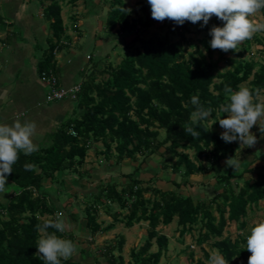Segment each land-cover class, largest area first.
I'll return each instance as SVG.
<instances>
[{"label":"trees","instance_id":"obj_1","mask_svg":"<svg viewBox=\"0 0 264 264\" xmlns=\"http://www.w3.org/2000/svg\"><path fill=\"white\" fill-rule=\"evenodd\" d=\"M40 1L44 5L43 13L49 21L51 33L47 38L49 46L39 61L38 70L41 75L55 74L58 77L55 53L66 46L71 38L66 33L61 0ZM67 1L75 5L78 0ZM123 8L129 9L125 0H110L105 21L109 33L116 27L122 34L137 32L140 26L149 29L157 23L165 31H155L147 38L137 34L132 46L138 41L140 45L133 46V51L126 53L117 65L111 61L105 66L100 62L92 63L90 72L81 81V88L73 99L76 107L81 109L79 114L64 121L53 133L48 145L28 156L20 154L19 161L7 177L18 186V190L4 199L0 198V264H45L42 258L35 255L36 241L41 235L36 225L55 218L63 208L49 196L43 181L56 180L65 171L82 175L81 168L87 153L97 141L104 143L108 157L115 150L118 163L125 158L136 161L138 155H151L166 145L165 153L169 156L163 165L167 167L168 162L177 156L172 169L182 175L183 183H189L193 174L212 170L216 185L222 191L209 200L195 199L174 188L162 189L146 184V181L136 177L139 170V166H136L134 171L124 175L128 179L125 183H102L97 192H88L86 227L94 238L114 229L118 222L133 227L145 221L149 225L145 243L139 249H131V259L127 263L122 254L126 237L120 234L115 242L104 246L101 254L94 255L93 262L70 258L62 260L61 264H104L100 256L107 264H159L163 253L168 250L170 239L158 227L168 225L175 219L180 236L198 226L197 241L200 245L211 242L229 264H248L250 252L244 249L247 235L238 234L232 238L224 236V231L233 222L243 230L251 207L264 200V163L255 176H245V173H253L251 167L238 174L229 167V171L224 173L221 161L237 156V141L225 143L220 138L219 121L212 126L209 120L192 125L194 130L200 132L195 139L185 133L182 125L191 123L190 115L194 111L191 97L194 95L199 96L205 108L213 109L214 122L227 115L219 112L220 106L226 102L225 86L233 91L245 86L254 93L258 90L259 95L264 94V63L245 57L252 42L256 40L263 44L264 38L254 34L251 40L240 45L239 52L213 50L210 46V29L214 25L222 27L224 24L213 15L209 25L203 26L208 35L194 45V50L187 51L186 34L192 27H200L202 21L195 24L186 21L183 25L169 19L157 21L151 16L147 1L139 2L140 15L132 16V10L122 11ZM261 12L264 15V10ZM73 27L77 28L76 23ZM175 36L179 38L174 39ZM262 52L264 54V47ZM228 53L234 56H227ZM92 58L90 55L89 64ZM221 61L229 67L221 70ZM96 71L108 76L99 81ZM58 82L61 84L59 77ZM210 126L211 130L206 131ZM160 129L165 132L164 138H160ZM186 149L194 150L193 156ZM261 157L264 160V152ZM203 160L207 164H203ZM26 163L34 166L31 171L24 170ZM242 180L243 183L239 184ZM173 183L177 186L181 184L176 180ZM147 192L151 195L146 196ZM113 203L119 204L126 212L114 211ZM101 209L113 218L105 227L98 221ZM48 232L55 230L49 228ZM56 234L74 242V235L67 228L64 233ZM154 243L158 248L151 251ZM116 251L119 253L116 254ZM205 255L210 259L206 251ZM197 261L203 264L201 259Z\"/></svg>","mask_w":264,"mask_h":264},{"label":"rangeland","instance_id":"obj_2","mask_svg":"<svg viewBox=\"0 0 264 264\" xmlns=\"http://www.w3.org/2000/svg\"><path fill=\"white\" fill-rule=\"evenodd\" d=\"M146 1L147 0H125V4L127 8L132 10V16H135L142 13L139 8V2ZM61 5L64 24L67 28L68 35L71 37L70 47L74 51L73 55L75 59L79 58L81 63L85 60L89 63V56L92 55L93 57L91 63L88 65L89 72L92 68L91 64L95 62H100L102 66H105L110 61L113 65L119 64L126 53H131L133 51V46L140 45L138 41L132 46L133 40L137 34L147 38L155 31L160 30L161 33L165 31V29H160L158 27L160 23H157L149 29H144L140 26L137 32L122 34L118 31L119 27H116L109 33L105 21L110 9V0H78L75 5L70 4L67 0H61ZM252 19L254 22H264V15L260 11L252 17ZM210 21L211 19L207 25H209ZM75 23L77 26L76 29L73 27ZM255 34L261 39L264 38V32ZM207 35L208 31L203 26L192 27L191 31L186 34L188 41L185 42V47L187 51L194 50V45L199 44L200 40ZM177 38H179V36L174 37V39ZM41 46L44 47L40 49V55L44 56V52L49 45H47L46 40H43ZM263 47L264 43H258L254 40L251 44V49L245 54V57L254 58L258 60V62L264 63ZM202 49L204 48L202 47ZM67 52L68 50H66L64 54H67ZM227 56L234 55L228 53ZM217 57L218 54L216 53L215 58ZM101 58L103 59L102 62L100 61ZM228 67L229 65L224 61L219 63V68L221 70ZM96 76L100 81L106 78L108 74H101L96 71ZM76 79L80 80L81 75L77 74ZM216 81H218V79H216ZM259 98L264 100V94L261 93ZM77 110L79 114L81 109ZM212 122V119L209 120L210 124ZM218 129L221 132L223 131L220 125H218ZM251 132L258 137V143L254 147H244L240 151L238 149L236 157L240 158V167L237 171L232 168L235 174L240 173L245 168H253V173H245L246 177L255 176V174L262 169L264 163L261 157V154L264 152V138L261 137L259 126H253ZM164 136L165 132L163 129H160V138H164ZM113 146L115 147V144ZM239 147L240 145L237 141L236 149ZM105 150L106 147L102 141L94 142L81 168L82 175L77 172L65 171L64 173H60L56 180L44 179L43 181L44 189L48 190L49 196L63 208L59 214H62L66 222V228L74 235V243L77 245V253L72 257L74 259L93 262L94 255L101 254L106 244L115 242L120 234H124L126 242L122 254L124 255L125 263H127L131 259V249H139L145 243L149 228L148 222L145 221L136 223L133 227H127L124 223L118 222L114 229L94 236V238L89 235L86 227L85 210L88 200L86 195L88 192H97L98 186L102 183H125L128 179L124 175L134 171L136 166H139V170L135 174L136 177L146 181V184H151L162 189H168L169 187L174 188L179 192L192 195L195 199L209 200L222 191V188L216 185V178L212 170L193 174L190 176L189 183H183L182 175L174 172L172 169V164L177 161V156L168 162L169 164L167 167L163 165V161L167 160L166 157L169 156V154L165 153L166 145H163L157 152L151 155L145 157L143 154L138 155L136 161L125 158L119 163L117 162L115 150H113L110 157L107 156ZM178 150H182V148ZM186 151L193 156L194 150L186 149ZM202 163L207 164L205 160H203ZM221 164L223 166L222 172L227 173L229 167L225 165V160L221 161ZM150 180L152 181L149 183ZM173 180L181 183L180 186L175 185ZM242 183L243 180L240 181L239 184ZM11 187L14 191L18 190V186L15 184ZM13 190H11V193H13ZM74 190L77 192H74ZM150 195V193H146V196ZM112 209L114 211L126 212V210H122L117 203L112 204ZM214 213L217 216L219 215L217 211ZM245 220L247 224L243 230H240L237 223L233 222L226 227L224 236L235 238L238 234L241 235V232L244 233V236L248 235L251 227L257 222L264 220V200H261L256 206L251 207ZM98 221L105 227L113 221V218L101 209L99 211ZM158 229L169 236L170 239L168 250L163 253L159 264H200L197 261L198 259H201L203 264H209L210 259L206 257L205 251L209 255L214 252H219L211 242H206L203 245L199 244L197 241L198 226L184 236L179 235L177 219L168 225L161 224ZM157 248L158 246L154 243L151 251H156ZM118 253L119 252L116 251V254ZM100 259L104 264H107L102 256H100Z\"/></svg>","mask_w":264,"mask_h":264},{"label":"clouds","instance_id":"obj_3","mask_svg":"<svg viewBox=\"0 0 264 264\" xmlns=\"http://www.w3.org/2000/svg\"><path fill=\"white\" fill-rule=\"evenodd\" d=\"M151 8V16L157 21L169 19L175 24L183 25L186 21L193 24L202 21L207 25L214 15L224 22L223 26H212L210 29V46L213 50L224 52L232 50L239 52L240 45L251 40L255 33L264 32V22H254L258 12L264 10V0H147ZM130 11V9H121ZM226 102L220 108V113L226 116L212 122L211 126L219 121L223 131L220 138L225 143L239 142V151L244 147H254L258 137L251 132L253 126H259L261 137L264 138V100L259 98V91L255 93L248 87L240 86L238 91H233L225 86ZM194 111L190 115L191 123L182 125L186 134L194 139L200 132L194 130L192 125L212 119L213 109L205 108L200 103L197 95L191 97ZM219 115V113H217ZM208 128L206 131L211 130ZM36 124L34 122L15 121L11 125L0 123V194L9 193L7 177L13 171V166L19 161L20 154L25 156L39 150L34 142ZM225 165L237 171L240 167V158L235 155L226 158ZM25 171H31L33 165L26 163ZM19 195V193H17ZM55 232L49 233L48 229ZM40 238L36 241V256L44 260L45 264H61L77 253V245L71 239H65L56 233L66 231V222L62 214L55 218L44 220L36 225ZM241 235H244L241 232ZM250 252L248 264H264V220L257 222L250 228L246 236L244 249ZM209 264H228V260L219 252L210 255Z\"/></svg>","mask_w":264,"mask_h":264},{"label":"crops","instance_id":"obj_4","mask_svg":"<svg viewBox=\"0 0 264 264\" xmlns=\"http://www.w3.org/2000/svg\"><path fill=\"white\" fill-rule=\"evenodd\" d=\"M43 8L40 0H0V123L34 122V142L39 148L52 141L53 133L64 121L78 114L73 99L47 100L48 87L38 70L43 57L41 43L46 40L49 45L51 33ZM70 46L71 39L55 53L57 75L63 86L81 82L89 72V63L75 59ZM7 183L10 192L1 194V199L12 194L14 183Z\"/></svg>","mask_w":264,"mask_h":264},{"label":"built area","instance_id":"obj_5","mask_svg":"<svg viewBox=\"0 0 264 264\" xmlns=\"http://www.w3.org/2000/svg\"><path fill=\"white\" fill-rule=\"evenodd\" d=\"M41 79L48 87L47 100L56 101L65 98L75 99L77 92L81 88V82L74 83L70 86H63L58 82V77L55 74H45L41 75ZM75 134V132L73 131Z\"/></svg>","mask_w":264,"mask_h":264}]
</instances>
